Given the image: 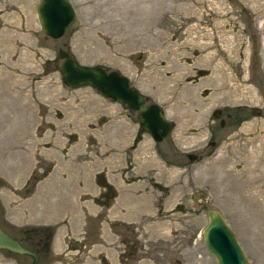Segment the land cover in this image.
Returning <instances> with one entry per match:
<instances>
[{
    "label": "rangeland",
    "instance_id": "374dc122",
    "mask_svg": "<svg viewBox=\"0 0 264 264\" xmlns=\"http://www.w3.org/2000/svg\"><path fill=\"white\" fill-rule=\"evenodd\" d=\"M69 1L75 21L52 39L41 0H0L2 230L36 249L21 229L52 227L37 264H215L201 232L217 209L264 264V0ZM59 49L125 75L170 121L165 140L67 87Z\"/></svg>",
    "mask_w": 264,
    "mask_h": 264
},
{
    "label": "water",
    "instance_id": "95a60500",
    "mask_svg": "<svg viewBox=\"0 0 264 264\" xmlns=\"http://www.w3.org/2000/svg\"><path fill=\"white\" fill-rule=\"evenodd\" d=\"M37 18L43 33L52 39L60 38L75 21L76 13L69 0H41L36 7ZM57 57L61 60L59 71L63 83L72 89L91 86L105 98L112 99L130 110L137 111L139 126L155 142L164 140L171 129L160 106L154 102L146 103L145 98L133 89L127 77L118 71L107 72L100 66H87L79 63L66 50L59 49ZM260 109H253V115H259ZM214 117L221 115V110L213 112ZM222 124V122H221ZM213 144V143H212ZM192 161L197 155L188 154ZM207 225L202 230L205 247L215 258V264H251L241 248L237 236L217 209L206 212ZM0 250L21 255H34L18 240L0 228Z\"/></svg>",
    "mask_w": 264,
    "mask_h": 264
},
{
    "label": "trees",
    "instance_id": "16d2710c",
    "mask_svg": "<svg viewBox=\"0 0 264 264\" xmlns=\"http://www.w3.org/2000/svg\"><path fill=\"white\" fill-rule=\"evenodd\" d=\"M52 233L51 228H26L23 231V234L26 239H29V241H33V243L36 245V249H40L39 247L43 244H47L50 236ZM42 248H45L42 246Z\"/></svg>",
    "mask_w": 264,
    "mask_h": 264
},
{
    "label": "flooded vegetation",
    "instance_id": "af4514ba",
    "mask_svg": "<svg viewBox=\"0 0 264 264\" xmlns=\"http://www.w3.org/2000/svg\"><path fill=\"white\" fill-rule=\"evenodd\" d=\"M132 111H133V110H132ZM135 112H137V111H135ZM137 114H138V112H137ZM220 116H221V115H220ZM228 116H229V115H228ZM228 116H227V117H228ZM138 118H139V117H138ZM221 122H222V124H223V120H222ZM138 123H139V122H138ZM139 127H140V126H139ZM140 128H141V127H140ZM141 129H142V128H141ZM107 184H108V185H107L108 187H110V186H111V185H110V183H107ZM101 186L105 187V186H106V184L104 183V185H101Z\"/></svg>",
    "mask_w": 264,
    "mask_h": 264
}]
</instances>
